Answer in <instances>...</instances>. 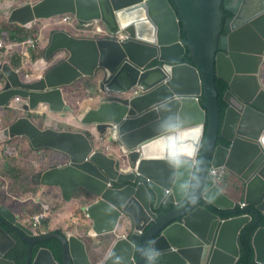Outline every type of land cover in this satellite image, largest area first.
Masks as SVG:
<instances>
[{
  "label": "water",
  "instance_id": "95a60500",
  "mask_svg": "<svg viewBox=\"0 0 264 264\" xmlns=\"http://www.w3.org/2000/svg\"><path fill=\"white\" fill-rule=\"evenodd\" d=\"M174 1L177 10L170 0H38L10 10L8 21L26 27L69 13L90 28L84 36L52 29L41 60L46 65L58 51L65 56L38 79L26 80L1 62L0 107L20 96L23 110L45 105L66 113L72 106L64 86L100 68L103 96L80 121L108 131L118 145L107 152L83 131L43 129L26 115L5 128L9 139L27 136L35 149L65 154L66 163L33 173L32 182L59 187L68 202L86 189L94 199L82 207L92 223L88 234H115L105 256L93 262L76 232L33 236L18 223L28 244L25 264H235L239 234L253 216L226 213L242 202L264 215V0H236V7L230 0ZM224 10L234 15L222 35ZM122 32L124 40L117 37ZM217 76L229 83L223 118ZM211 168L239 178L241 201L215 182ZM167 203L174 208L158 210ZM127 221L131 231L117 232ZM49 238L61 241L62 263L45 247L33 257V246ZM15 243L0 228V264H15L6 256ZM252 244L264 264V225Z\"/></svg>",
  "mask_w": 264,
  "mask_h": 264
},
{
  "label": "trees",
  "instance_id": "16d2710c",
  "mask_svg": "<svg viewBox=\"0 0 264 264\" xmlns=\"http://www.w3.org/2000/svg\"><path fill=\"white\" fill-rule=\"evenodd\" d=\"M170 2L174 6L175 10H177L175 1L170 0ZM224 12H225V16L223 17L222 20V31H221L222 35L227 34V30H228L227 23L234 14L225 10ZM39 21L40 20H37L36 24ZM82 29H84V26L78 24V28H72L71 32L77 35H82L80 33V30ZM181 29H182L181 36L186 37L187 32L183 28L182 23H181ZM38 34H39V29L35 27L27 28L26 26L21 25L17 22H9L5 18L3 20L0 19V38H2L3 40L9 43H19L26 41L27 38L30 37L35 39L34 44L26 43L24 47H18L10 54L6 52L5 48L0 49L1 52L9 55V62L13 66L19 68L22 77L26 80L38 79L42 72L38 63L41 60V58H43L45 55L44 52L45 45H43L41 41H38V38L40 40ZM83 35H87V33H84ZM61 54H62L61 51H58L55 54H53L49 59L50 60L49 65L52 66L56 64L61 59L62 57ZM16 56H18V58H16ZM5 60L7 61V58ZM155 64H157V62L153 63V65ZM26 74H29V77H26ZM263 76H264V67H263ZM3 77H4L3 74L0 72V83H3ZM100 78H101V72L97 71L93 76H84L79 78L72 85H70V87L71 89L77 88L76 91L77 90L84 91L88 97H93L95 92L99 91L100 89L99 87ZM1 85L2 84H0V86ZM216 86L219 95V103L222 108L221 110V118H222L224 113L223 107L225 106L223 101V96L225 90L229 88V83L224 78L217 76ZM7 108H9V106L0 107V109H7ZM23 114L30 116V113L23 112ZM14 118L15 116L13 115L12 117H9L7 120L3 121V123L0 124V129L11 124ZM38 126H40L43 129L49 127L44 124ZM23 138L27 141V143L24 142L25 144H27V148L35 150L29 138L27 136H23ZM219 143L229 145V141L223 138L222 136H219ZM46 151L47 152L50 151V152L47 153L44 152V150H41V156L39 157V159L44 158L46 156L52 157L56 153V151L53 149L51 150L46 149ZM226 176H229V174H226L225 177L219 182L223 190L225 188L226 183L229 182ZM50 187L55 188L56 191H59V193L56 194L58 196V199L56 201H53L52 203L49 202L47 204V210L45 211V214L48 215V218L44 220L45 222L44 228L48 229L49 231H55L61 233L63 231L74 230L72 228V222L74 218H76L77 220L81 221L83 235H81L80 233L79 235L87 243L89 249L88 251L91 259L93 260V262H97L101 260L108 251L112 240L115 238V234L111 233L113 235L111 234L99 235L97 236L98 238L97 243H95V238L88 234L92 226V223L90 222L91 220L86 216L82 207L92 202L91 193L88 192L87 190H84L83 188L78 189L74 197L71 199V201L68 202L63 198L62 191L59 187L56 186H50ZM29 191H32V189H30ZM56 191L54 193H56ZM32 194H33L32 192H29L25 196L27 198H31L28 196H31ZM34 198L28 200L27 204L29 205V208L27 206L22 207V222L28 223L29 226L33 223V218L35 213L41 210L40 204L35 202ZM172 208H174V205L172 203H167L162 205L158 210L168 211L171 210ZM244 213L252 214L253 218L243 227V229L239 234L238 242L241 249V254L235 264H260L255 260V250L252 244V238L257 228L259 226L264 225V215H260L257 212L256 205L246 206L245 209H242L240 205H237L236 209L227 212L225 217L238 216ZM87 219H89L90 221H88ZM10 234L13 235L15 238L17 237L16 232L15 233L10 232ZM27 245L28 244L26 243V241L18 240L17 244L13 247L12 250L8 252L7 256L14 257L15 264H25L28 257V253L26 250ZM41 246L51 249L55 258L59 261L62 260L61 242L59 239L49 238L43 240L39 244H36L35 248L33 249V254H35L36 250Z\"/></svg>",
  "mask_w": 264,
  "mask_h": 264
},
{
  "label": "rangeland",
  "instance_id": "374dc122",
  "mask_svg": "<svg viewBox=\"0 0 264 264\" xmlns=\"http://www.w3.org/2000/svg\"><path fill=\"white\" fill-rule=\"evenodd\" d=\"M36 1L38 0H11L10 2L12 7H16L19 5H23L27 2H36ZM7 18H8V14L6 15V20H8ZM76 22L77 21L75 19L72 20L73 24H75ZM46 23L47 21L41 19L37 24L36 22H33V24L31 25V27H35L39 29V34H38V37H40L39 41H41L43 45H45V47L47 45V40L49 36V29H48L49 27L44 28ZM92 27L97 28L98 24H94ZM55 28L56 27H54L53 29ZM30 38L32 39V37ZM0 57H2L1 53H0ZM6 58L7 61L5 62H9V55H6ZM16 58H18V56H16ZM49 64L50 63H48V65L45 64L40 65L39 67L41 68V71L47 70L48 67L51 66ZM98 71L101 72L100 80H102L103 70L102 71L98 70ZM76 89L77 88H73L72 90L67 91V99H68L67 102L72 106L71 111H68L66 113L50 112L52 113L50 115H47L45 113H41V114L33 113L32 118L34 122L37 125H41L42 123L47 122L48 124H50L51 127L57 128L58 130L84 131L89 136H91L92 133L95 135V133L97 132L95 125L82 123L80 121V118L88 109L95 107L99 103V99L103 95L99 90L95 92L96 96L94 94L93 97H88L84 91L81 90L76 91ZM73 95L75 97V100L72 99ZM14 105L17 108L9 107L7 109H0V124L3 123V121L7 120L9 117H12L13 115L15 116L14 120L19 116L26 115L23 114V111H21L20 108H18V104L15 103ZM30 117H31V113H30ZM24 142L27 143V141L24 138H18L10 143L7 144L1 143L0 145V192L5 196H7V193H12V197H11L12 205L14 206L15 210L18 212L19 218L21 220H22V207L27 206L29 208L28 204L24 205L21 202L22 200L27 198L25 196L27 195V193L32 192L33 194L28 197H35L36 199H39L42 204L43 203L48 204L49 202L52 203L53 201H56L58 199V196L56 194L59 193V191H56L55 188H51L50 186L33 184L31 180V175L36 171H40L43 168L48 167L49 165L58 164L61 161H62L61 163H66L62 155L52 156V157L46 156L44 158L39 159V157L41 156V150L47 152L46 149L49 148L32 150L27 148V144H25ZM93 142L97 148L103 149L107 152H112V150L118 148L117 143L113 139H111L108 131H101L100 133H98L97 139ZM4 145H6L7 147L5 151L1 149L4 147ZM49 152L50 151H48L47 153ZM226 177L228 178L229 182L226 183L224 191L228 194L231 193V188H234L236 190V187L240 185V180L238 181L239 178L237 179L230 173L229 176ZM30 189H32V191H29ZM55 191L56 193H54ZM236 193H238L237 190ZM236 198H238V194ZM25 224L28 225V223ZM122 225L123 224H120L119 226L122 228ZM77 226L80 228L79 233L83 235L81 221L74 218L72 222V228L75 230ZM126 226L129 228V231H131L130 230L131 223L127 221ZM97 242H98V238L95 239V243Z\"/></svg>",
  "mask_w": 264,
  "mask_h": 264
},
{
  "label": "flooded vegetation",
  "instance_id": "af4514ba",
  "mask_svg": "<svg viewBox=\"0 0 264 264\" xmlns=\"http://www.w3.org/2000/svg\"><path fill=\"white\" fill-rule=\"evenodd\" d=\"M251 1H253V0H246L245 1V3H247V4H249ZM234 15V14H233ZM232 15V16H233ZM245 19L247 20L248 18H249V16L247 15V12L245 11ZM62 52V54H61V58H63L64 56H65V52L64 51H61ZM262 76H263V71H262ZM264 77V76H263ZM228 89V88H227ZM226 89V90H227ZM225 90V91H226ZM18 104L20 105V101H18ZM224 104H225V102H224ZM225 106H226V104H225ZM225 106L223 107V109L225 108ZM223 116H224V113H223ZM223 116H222V118H223ZM47 122H44V123H42V124H46ZM9 126V125H8ZM49 127H50V125H49ZM6 128V127H5ZM5 128H1L0 129V145H1V143H10V142H12L13 140H15V139H18V137L19 136H17V137H13V138H8V136L5 134ZM2 150H6L7 149V147H6V145H4V147L3 148H1ZM8 179V178H7ZM11 197H12V193H7V196H5V195H3L1 192H0V228L1 229H3L9 236H11V237H13L14 238V240L16 241V243H15V245L17 244V242H18V240H22L23 239V233H22V229L20 228V227H18L17 226V224L18 223H21V225H23V226H25V224H23L22 222H20L19 221V217L17 218V219H15L14 218V215L16 216V215H19L18 214V212L15 210V208H14V206L12 205V199H11ZM16 200H18V199H16ZM27 200V198L26 199H24V200H22L21 202L24 204V205H26L28 202L26 201ZM93 200V199H92ZM16 203V202H15ZM14 203V204H15ZM14 218V219H13ZM46 218H48V215H46V216H44L43 217V219H42V222H41V225H40V227L39 228H32V229H29L28 228V226L29 225H27V227L26 228H28L29 230H30V233L33 235V236H38V235H42L43 233H45L46 231H48L47 229H45L44 228V225H45V222H44V220L46 219ZM13 222V225H11L10 224V222ZM10 232H13V233H17V237L15 238L13 235H11L10 234ZM42 241H39V242H37L36 244H39V243H41ZM61 242V241H60ZM35 244V245H36ZM14 245V246H15ZM35 245L33 246V249L35 248ZM42 247H44V246H41V247H39L37 250H36V252L40 249V248H42ZM45 248H47V247H45ZM13 249V247H11L10 249H9V251L10 250H12ZM49 249V248H48ZM51 250V249H50ZM61 250H62V244H61ZM8 251V252H9ZM152 249L149 247V246H147V248H146V250H145V254H146V256H145V258L147 259V258H149V256L152 254ZM8 252L6 253V256H7V254H8ZM52 252V251H51ZM53 253V252H52ZM36 254V253H35ZM54 255V254H53ZM61 255H62V251H61ZM8 258H11V259H14V257H9V256H7ZM59 261V260H58ZM60 263H62V260L61 261H59Z\"/></svg>",
  "mask_w": 264,
  "mask_h": 264
},
{
  "label": "crops",
  "instance_id": "0c3cea01",
  "mask_svg": "<svg viewBox=\"0 0 264 264\" xmlns=\"http://www.w3.org/2000/svg\"><path fill=\"white\" fill-rule=\"evenodd\" d=\"M230 5H232L233 7H236L237 6V2H236V0H230ZM12 8H14V7H11V2H10V0H0V19L1 20H3L4 18L6 19V15L10 12V10L12 9ZM60 20V18H57V19H55V18H53V19H50L46 24H45V26H44V28H48L49 29V36H48V40H47V44H48V42H49V37H50V31H51V29H53L54 27H55V24H57V23H64V24H66V26H64V28H67V26H69V25H74L72 22H70V23H65V22H60L59 21ZM73 20V19H72ZM81 25V24H80ZM83 26V25H82ZM56 28H61V27H56ZM88 26H84V29H82V30H80V33L83 35L84 33H87V30H88ZM68 29V28H67ZM69 30V29H68ZM47 46V45H46ZM0 53L2 54V57H0V63L1 62H5L6 60V54L5 53H3V52H1L0 51ZM10 63V62H9ZM46 65H48V63H46ZM98 70H101L100 68H98L97 70H96V72L98 71ZM102 71V70H101ZM219 71L221 72V74H223V75H227V67H226V63L224 62V61H220V64H219ZM71 90V87H70V85H68V86H64V94L66 93V98H67V91H70ZM95 96H96V93H95ZM72 99H74L75 100V97H74V95L72 96ZM67 101H68V99H66ZM44 109V105L40 108V110H42V112L43 113H45V114H47V115H50V114H52V113H50V111L48 110V109H45V110H43ZM24 112H27V113H31V119L33 120V118H32V116H33V113H36V114H40L39 113V111H37V110H24ZM26 116H28V115H26ZM34 121V120H33ZM44 125H46V126H49L50 124H48V123H46V124H44ZM51 127V126H50ZM101 131L100 130H98L97 129V132L95 133V135H93L92 134V136H91V140L92 141H95L96 139H97V136H98V133H100ZM18 138H23V136H19ZM55 155H56V153H55ZM229 173V172H228ZM230 174H232L234 177H236L237 179H238V177L235 175V174H233V173H230ZM238 181H239V179H238ZM237 194H238V197H239V192L238 193H236V190L234 189V188H231V193H228V195L229 196H231L233 199H235L237 202H239V201H241V198L242 197H240V198H236V196H237ZM241 195V194H240ZM32 198H34V197H31V198H28V200L29 199H32ZM93 199V198H92ZM237 199H239V200H237ZM28 200H26L27 202H28ZM34 200H35V198H34ZM94 200V199H93ZM92 200V201H93ZM36 201V200H35ZM88 221H90L89 219H87ZM91 222V221H90ZM126 222L124 223V225L126 226ZM129 228H127V227H124V226H122V228L119 226L118 228H117V232H119V233H121V234H127V233H129V230H128ZM75 231H77V232H79L80 231V228L77 226V228H75ZM111 235H113V234H111ZM95 239L97 238V236H93Z\"/></svg>",
  "mask_w": 264,
  "mask_h": 264
},
{
  "label": "clouds",
  "instance_id": "9594fccd",
  "mask_svg": "<svg viewBox=\"0 0 264 264\" xmlns=\"http://www.w3.org/2000/svg\"><path fill=\"white\" fill-rule=\"evenodd\" d=\"M8 15H9V13H8ZM65 15H70L69 13H66V14H63V15H60V16H55V17H51V18H48V19H44L45 21H49L50 19H53V18H55V19H57V18H60V22H65V23H70V22H72V19H74L72 16V19L70 20V21H64L63 20V17L65 16ZM8 19V18H7ZM38 20H41V19H38ZM37 21V20H36ZM35 21V22H36ZM64 23H57V24H55V27H62V28H64V26H66V24H64ZM78 22H76L74 25H69V26H67V28L69 29V31H71V29L72 28H78ZM80 25V24H79ZM84 26V25H83ZM89 28H90V26H88ZM67 28H65V29H67ZM88 28V29H89ZM52 30V29H51ZM51 32V31H50ZM73 34H75V33H73ZM75 35H77V34H75ZM80 36H82V35H80ZM84 36V35H83ZM29 39H31V38H28L26 41H23V42H19V43H23L22 45H19V46H17L15 49H17L18 47H24V45L26 44V43H30L28 40ZM33 39V43H30V44H34L35 43V39L34 38H32ZM0 40H3L2 38H0ZM3 41H5V40H3ZM38 41H39V38H38ZM5 42H7V41H5ZM7 43H9V42H7ZM2 48H5L6 49V52L7 53H12L15 49H13V50H9L6 46H4V47H2ZM7 55V54H6ZM42 59V58H41ZM47 63H50V60H48V62ZM42 64H44V62L42 61V60H40L39 61V63H38V65L40 66V65H42ZM19 73H20V71H19V68L18 67H15V66H13ZM49 67H51V66H49ZM263 67H264V65H263ZM263 67H262V71H263ZM1 72V71H0ZM44 71H42L41 72V74L43 73ZM20 75H21V73H20ZM26 77H29V74H26ZM264 78V77H263ZM4 77H3V82H4ZM0 84H2L0 87H2L3 86V83H0ZM72 85V84H71ZM72 90V89H71ZM100 90V89H99ZM64 96H65V98H66V93L64 94ZM17 97L19 98V99H17ZM67 99V98H66ZM18 101H20V105L18 104ZM18 104V108H20L21 109V111H23L24 112V110L22 109V103H23V101L20 99V96H16L15 97V99H14V102L11 104V105H8L9 107H15V108H17L14 104ZM45 108V107H44ZM40 108H36V109H34V110H39ZM45 109H47V107L45 108ZM44 109V110H45ZM41 114V113H40ZM10 125V124H9ZM73 131V130H72ZM84 132V131H83ZM87 134V133H86ZM88 135V134H87ZM89 136V135H88ZM92 136V135H91ZM91 136H89L90 138H91ZM31 142V141H30ZM32 144V143H31ZM33 146V145H32ZM34 148V147H33ZM35 149V148H34ZM40 149H43V148H40ZM40 149H36V150H40ZM59 155H62V156H65V154H61V153H59V152H57L56 151V155H54V156H59ZM61 162H59L58 163V165L60 164ZM49 166H51V165H49ZM48 166V167H49ZM48 167H45V168H43L42 170H44V169H46V168H48ZM213 169H223V168H211L210 169V171H211V173L213 174V176H214V180H215V182L216 183H219L224 177H225V175L226 174H229L225 169V173H224V176L222 177V179L221 180H216L215 179V175H214V173L212 172V170ZM36 172H38V171H36ZM35 173V172H34ZM33 183V182H32ZM35 184V183H34ZM40 184V183H39ZM40 185H43V184H40ZM44 186H47V185H44ZM221 186V185H220ZM57 187V186H56ZM222 188V187H221ZM241 197V195L239 194V197L238 198H240ZM27 200H28V198H27ZM35 202H37V203H39L40 204V206H41V201L39 200V199H36L35 198ZM237 200H239V199H237ZM240 203L241 202H239V205H240ZM45 204V206H43V204H42V207H41V210L39 211V212H37V213H35V215H34V217L36 216V215H38V214H40V212L41 211H46L47 210V204L46 203H44ZM175 206V205H174ZM247 206V205H246ZM242 208V207H241ZM242 209H245V208H242ZM46 216V215H45ZM19 221L20 222H22V220L19 218ZM33 222H34V218H33ZM41 222H42V220H41ZM41 222H40V224H39V226H37V227H34V224L32 223L30 226H28V228L29 229H32V228H39L40 227V225H41ZM23 223V222H22ZM23 224H25V223H23ZM25 226L27 227V225L25 224ZM48 230V229H47ZM49 231V230H48ZM69 231H71V232H76L77 233V235L79 236V237H81L80 235H79V232H77V231H75V230H68V231H63L62 233H67V232H69ZM61 233V232H60ZM24 234H25V232H24ZM99 236V235H98ZM82 238V237H81ZM83 239V238H82ZM22 240H24V237H23V239ZM84 240V239H83ZM25 241V240H24ZM85 241V240H84ZM27 243V242H26ZM87 244V243H86ZM28 246V245H27ZM87 248H88V246H87ZM28 253V252H27ZM107 253V252H106ZM35 256V254H33V257ZM105 256V255H104ZM27 259H28V257H27ZM92 260V259H91ZM27 261V260H26ZM93 261V260H92ZM100 261V260H99Z\"/></svg>",
  "mask_w": 264,
  "mask_h": 264
},
{
  "label": "built area",
  "instance_id": "2783aa9c",
  "mask_svg": "<svg viewBox=\"0 0 264 264\" xmlns=\"http://www.w3.org/2000/svg\"><path fill=\"white\" fill-rule=\"evenodd\" d=\"M71 19H72L71 15H65V16L63 17V20H64V21H70ZM117 37L120 38V40H124V39L126 38V33H125V32H122V33L118 34ZM28 41H29L30 43H33V39H29ZM22 44H23V43H7V42H5V41H3V40H0V49H1L2 47L6 46L9 50H13V49H15L17 46L22 45ZM17 99H19V98L17 97ZM44 107L46 108L45 105H44ZM45 108H44V109H45ZM38 111H39V113H43L42 110H40V109H39ZM212 172L214 173V175H215V179H216V180H221L222 177L224 176L225 170H224V169H213ZM109 185H110V186H113V183H112V182H109ZM43 206H45L44 203H43ZM240 206H241L242 208H245V207H246V204H244V203L241 202V203H240ZM45 215H46V214H45V210H44V211H41L40 214H38V215H36V216L34 217V222H33L34 227L39 226L41 220L43 219V217H44Z\"/></svg>",
  "mask_w": 264,
  "mask_h": 264
},
{
  "label": "bare ground",
  "instance_id": "6f19581e",
  "mask_svg": "<svg viewBox=\"0 0 264 264\" xmlns=\"http://www.w3.org/2000/svg\"><path fill=\"white\" fill-rule=\"evenodd\" d=\"M161 143H162V144H164V143H165V141H162Z\"/></svg>",
  "mask_w": 264,
  "mask_h": 264
}]
</instances>
